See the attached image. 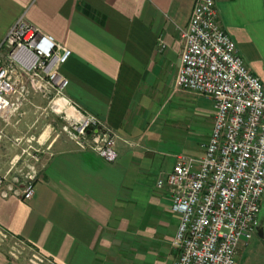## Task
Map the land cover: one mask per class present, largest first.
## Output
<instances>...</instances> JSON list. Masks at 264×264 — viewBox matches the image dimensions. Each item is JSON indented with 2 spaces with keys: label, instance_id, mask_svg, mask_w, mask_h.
I'll return each instance as SVG.
<instances>
[{
  "label": "crops",
  "instance_id": "1",
  "mask_svg": "<svg viewBox=\"0 0 264 264\" xmlns=\"http://www.w3.org/2000/svg\"><path fill=\"white\" fill-rule=\"evenodd\" d=\"M214 1L221 28L264 84V0ZM193 2L0 0V41L23 16L69 47L66 96L119 136L113 162L51 142L32 198L0 196V227L59 264L175 263L178 216L157 179L179 154L203 153L213 118L209 98L174 85ZM0 264L22 263L0 248Z\"/></svg>",
  "mask_w": 264,
  "mask_h": 264
},
{
  "label": "built area",
  "instance_id": "2",
  "mask_svg": "<svg viewBox=\"0 0 264 264\" xmlns=\"http://www.w3.org/2000/svg\"><path fill=\"white\" fill-rule=\"evenodd\" d=\"M179 39L175 88L209 98L213 118L203 153L179 154L165 177L157 179L178 216L174 264H236L238 251L257 231L264 199V84L221 28L214 0H194ZM70 55L69 47L23 16L8 28L0 41V140L8 134L6 127L18 124L32 105L31 97L48 98L53 104L62 99L78 114L67 115L65 126L75 146L113 162L116 131L65 94L68 78L61 67ZM36 142L41 144L39 138ZM33 150L38 160L40 148ZM38 174L30 175L23 186L17 185L16 176L8 182L0 176V196L31 199ZM7 240L11 245L6 254L13 261L59 264L0 227V246Z\"/></svg>",
  "mask_w": 264,
  "mask_h": 264
},
{
  "label": "rangeland",
  "instance_id": "3",
  "mask_svg": "<svg viewBox=\"0 0 264 264\" xmlns=\"http://www.w3.org/2000/svg\"><path fill=\"white\" fill-rule=\"evenodd\" d=\"M32 105L26 108L15 126H7L8 134L0 140V176L8 182L18 177L17 185L23 186L30 175L38 174L48 157L49 144L54 140L63 144L75 145L72 134L66 131L67 113L57 110L48 98L33 96ZM187 122V121H186ZM189 123V122H187ZM191 123V122H190ZM1 127V126H0ZM186 127V126H185ZM189 129L191 126H188ZM10 135L19 137L18 143ZM34 137L28 142L27 138ZM39 138V142H36ZM33 148H40L39 159L33 157ZM261 232L249 240L248 245L238 251L236 264H264V199L258 218ZM11 241H4L0 248L6 253Z\"/></svg>",
  "mask_w": 264,
  "mask_h": 264
},
{
  "label": "bare ground",
  "instance_id": "4",
  "mask_svg": "<svg viewBox=\"0 0 264 264\" xmlns=\"http://www.w3.org/2000/svg\"><path fill=\"white\" fill-rule=\"evenodd\" d=\"M55 104L57 106V110L61 111L63 109L67 113V115H72V116H75V117L78 116V114L75 112V110L73 108H71V107L66 105V102L64 100L57 99L55 101Z\"/></svg>",
  "mask_w": 264,
  "mask_h": 264
},
{
  "label": "water",
  "instance_id": "5",
  "mask_svg": "<svg viewBox=\"0 0 264 264\" xmlns=\"http://www.w3.org/2000/svg\"><path fill=\"white\" fill-rule=\"evenodd\" d=\"M261 226H260V224H259V226H258V228H257V231H258V233H260L261 232Z\"/></svg>",
  "mask_w": 264,
  "mask_h": 264
}]
</instances>
